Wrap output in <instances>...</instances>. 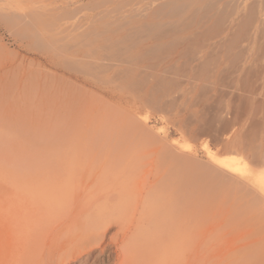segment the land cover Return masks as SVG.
Segmentation results:
<instances>
[{"label": "rangeland", "instance_id": "374dc122", "mask_svg": "<svg viewBox=\"0 0 264 264\" xmlns=\"http://www.w3.org/2000/svg\"><path fill=\"white\" fill-rule=\"evenodd\" d=\"M81 97L131 138L136 181H185V228L210 232L206 247L264 232L233 201L246 188L264 207V0H0V100L42 118Z\"/></svg>", "mask_w": 264, "mask_h": 264}, {"label": "bare ground", "instance_id": "6f19581e", "mask_svg": "<svg viewBox=\"0 0 264 264\" xmlns=\"http://www.w3.org/2000/svg\"><path fill=\"white\" fill-rule=\"evenodd\" d=\"M83 99L65 100L57 108L61 115L53 107L42 118L0 100V160L9 157L0 161V179L14 201L0 221V264H264V232L242 233L214 251L204 241L210 232L187 231L185 181H136L134 164L121 163L128 154L138 160L131 138L113 119L90 118ZM27 150L25 163L21 155ZM221 165L234 169V162ZM172 184L174 206L168 202ZM244 192L235 190L233 201L252 207L258 221L264 207L250 190ZM157 219L177 220L179 227L146 225Z\"/></svg>", "mask_w": 264, "mask_h": 264}]
</instances>
